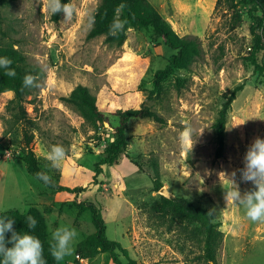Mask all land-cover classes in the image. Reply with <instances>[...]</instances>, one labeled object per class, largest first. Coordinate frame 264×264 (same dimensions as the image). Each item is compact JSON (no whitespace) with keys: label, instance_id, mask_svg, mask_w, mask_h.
Masks as SVG:
<instances>
[{"label":"rangeland","instance_id":"374dc122","mask_svg":"<svg viewBox=\"0 0 264 264\" xmlns=\"http://www.w3.org/2000/svg\"><path fill=\"white\" fill-rule=\"evenodd\" d=\"M149 1L181 36L198 37L205 51L189 70L165 79L161 98L150 96L154 75L176 52L151 30L130 29L125 44L116 47L104 37L88 38L89 17L100 0H71L77 14L65 24L60 23L63 15L55 22L42 10V0L0 2V40L45 74L28 99L32 103L22 104L34 127L18 121L22 110L10 104L13 91L0 94V214L39 209L50 242L55 228H74V253L58 264H114L108 253L93 259L80 255L79 246L95 232L90 210L77 209L70 194L45 185L22 159L31 149L40 168L63 186L94 181L96 164L114 131L109 123L97 134L87 130L83 119L65 105L63 98L83 85L105 113L147 106L165 119L164 124L132 119L127 148L113 164L100 166L97 181L82 197L100 208L110 240L120 242L139 264H209L200 259L205 227L175 218L169 209L167 201L186 198L207 208L224 232L217 264H264V223L251 222L241 207L224 200V190L233 187L229 177L244 166L248 146L256 137L264 138V76L247 61L255 44L250 7L239 6L243 21L233 31L231 15L216 9L217 0ZM262 44L258 60L264 64L263 35ZM236 88L240 90L227 115L224 154L217 158L215 124ZM185 126L194 131L192 150L191 143L182 148L179 141ZM25 131L34 135L29 148ZM55 144L66 149L61 170L50 169L45 159ZM235 180L241 192L253 187L240 180L238 171ZM121 260L127 262L123 254Z\"/></svg>","mask_w":264,"mask_h":264},{"label":"trees","instance_id":"16d2710c","mask_svg":"<svg viewBox=\"0 0 264 264\" xmlns=\"http://www.w3.org/2000/svg\"><path fill=\"white\" fill-rule=\"evenodd\" d=\"M10 0H0V2H9ZM62 3H68L69 0H61ZM249 6V13L252 18L251 33L254 36V46L247 61L251 62L255 70L260 76H264V64L258 60V53L263 49L262 35L264 36V0H217L216 9H224L231 15V30L235 31L242 24V14L239 6ZM257 13H260L259 15ZM62 14L52 16L53 21L60 20ZM95 23L91 27L88 38L104 37L105 42L116 47H122L128 37L130 29L135 30H151L157 38H161L164 43L176 53L168 60L165 68L157 70L154 75L153 89L150 96L161 98L164 93L165 79L174 76L177 71L189 70L190 67L198 60L204 57L205 51L201 40L196 36H181L172 25L162 16L158 9L149 0H100L96 11L92 14ZM115 18L126 20L125 31L118 37H112L109 33V26ZM2 22L0 15V23ZM262 30V34L258 30ZM6 56L13 63L11 67L15 69L16 76L8 77L4 75V70L0 69V94L13 91L14 99L10 104L21 106V114L18 121H24L30 127H34L32 121L26 113L23 103H32L29 97L35 96L39 88H23L22 82L26 74H33L40 78H44L45 74L31 68L26 63V58L22 53L9 44H4L0 40V57ZM240 88H236L231 94L227 103L224 104L220 111V115L215 124L217 136L216 157L220 158L225 150V129L227 123V115L232 102L236 98ZM66 106L76 112L84 121L87 130L98 133L105 124H110L114 131L113 140L107 145L104 157L100 160L96 167L98 168L94 181L90 184H84L76 187L63 186L53 181L49 187L55 188L58 193L66 192L71 195L75 207L79 210L89 209L91 212L92 222L95 232L89 236L79 246V253L85 259H93L99 253H108L114 264H139L136 260L130 258L128 250L123 248L118 241L110 240L107 236V226L102 216L101 210L94 203H86L82 197L87 194L92 185L97 181L101 172V165L113 164L118 154L128 145V126L132 119H151L158 123H165V119L152 108L142 106L139 109L115 110L105 113L97 105V97L87 86L78 85L73 91L63 98ZM117 120V124H112V119ZM25 144L29 148L33 142L34 135L25 131ZM23 161L29 170L36 176L38 172H44L38 163L35 153L28 149ZM37 177V176H36ZM43 182V181H42ZM156 189L159 190L162 184L157 176L155 178ZM172 216L175 218L185 219L187 221L200 222L205 227V240L203 252L200 259L209 264H217V250L224 240V232L220 230V224L214 221L212 214L207 208L196 206L186 198H177L176 200L167 201ZM28 216L36 219L37 225L34 229H28L26 220ZM0 217L14 218V228L17 231H26L31 235L38 237L44 247V257L47 264H58L49 253V232L44 213L37 208L29 210L27 213H21L16 210H8L0 214ZM10 237L11 233L6 234ZM11 246V245H9ZM121 254L125 256L127 262L121 260Z\"/></svg>","mask_w":264,"mask_h":264},{"label":"clouds","instance_id":"9594fccd","mask_svg":"<svg viewBox=\"0 0 264 264\" xmlns=\"http://www.w3.org/2000/svg\"><path fill=\"white\" fill-rule=\"evenodd\" d=\"M42 10L52 16L62 14L61 24L70 23L77 14V7L71 0L68 3H62L61 0H42ZM94 23V16H90L89 27L91 28ZM126 24V20L115 18L109 26L108 34L118 37L125 31ZM12 63L10 58L0 57V69L4 70L5 76L14 78L16 72L11 67ZM22 86L31 89L39 88L41 85L38 76L26 74ZM193 137V129L190 126H185L179 134L181 147L186 148L191 143L192 150L196 142V138L193 139ZM45 159L49 162L50 169L61 170L66 161L65 147L61 144L53 145L46 153ZM243 165L242 168L236 170L240 173V180L251 183L253 187L241 192L239 184L235 180L236 171H233L229 177L233 187L224 190V200L226 205L241 207L246 218L251 222L264 223V138L258 136L248 146L243 157ZM36 176L45 185L53 184L52 177L47 172H38ZM14 224V218L0 217V264H47L41 240L29 232L15 230ZM26 224L28 229H34L37 221L34 217L28 216ZM8 233H11L10 237H7ZM77 236L78 233L74 228L65 225L51 231L49 253L52 258L56 261H63L66 257L73 255V244Z\"/></svg>","mask_w":264,"mask_h":264}]
</instances>
